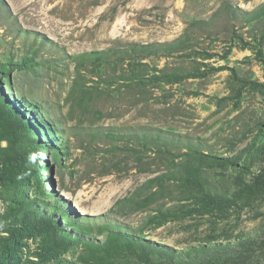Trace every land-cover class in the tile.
I'll list each match as a JSON object with an SVG mask.
<instances>
[{"label":"rangeland","instance_id":"obj_1","mask_svg":"<svg viewBox=\"0 0 264 264\" xmlns=\"http://www.w3.org/2000/svg\"><path fill=\"white\" fill-rule=\"evenodd\" d=\"M0 107V264H264V0H0Z\"/></svg>","mask_w":264,"mask_h":264},{"label":"trees","instance_id":"obj_2","mask_svg":"<svg viewBox=\"0 0 264 264\" xmlns=\"http://www.w3.org/2000/svg\"><path fill=\"white\" fill-rule=\"evenodd\" d=\"M263 8V6H261ZM261 10V9H260ZM263 10V9H262ZM241 13L244 14L245 20H251L254 15L255 11L247 12V11H241ZM201 24H204V21H193L189 24L187 27L188 31L193 26H199ZM185 37H181L175 42L167 45H139L138 48L142 51H153V52H160L161 49L166 48L169 50L178 49L182 46ZM154 47L156 49H154ZM0 123L3 127L4 132V139L9 144L8 151L6 153V160L5 165L8 167L11 172H13V167H16L19 165L23 157L19 153L18 150V142L20 141V135L25 134L24 132V124L21 118L12 117L9 113L2 111L0 107ZM197 160H201V154H196ZM216 164H220L222 161L219 159H216ZM51 217H42L37 216L33 210L31 209H25V211L20 212L19 214H14L13 217L8 218L6 220V223H4V230L5 233L8 234L7 238H3V240L7 241V243L10 245V249L14 248L18 238L27 235V234H33V235H44L46 240L50 242L53 246H56V241H58V237L55 235L56 232V226L53 224V220H51ZM7 226V228H6ZM27 232V233H26ZM2 239V237L0 238ZM113 246L117 247L118 244H122L123 240L121 236L115 235L111 239ZM63 242H60L62 244ZM0 244L2 245L3 242L0 240ZM6 244V246H8ZM112 246V245H111ZM112 246V247H113Z\"/></svg>","mask_w":264,"mask_h":264}]
</instances>
